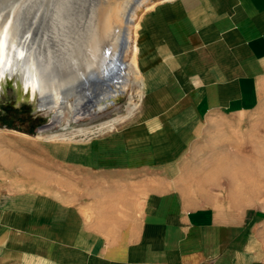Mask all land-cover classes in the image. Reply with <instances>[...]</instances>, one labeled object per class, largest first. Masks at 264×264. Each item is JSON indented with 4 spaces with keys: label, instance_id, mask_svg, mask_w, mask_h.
Returning <instances> with one entry per match:
<instances>
[{
    "label": "crops",
    "instance_id": "1",
    "mask_svg": "<svg viewBox=\"0 0 264 264\" xmlns=\"http://www.w3.org/2000/svg\"><path fill=\"white\" fill-rule=\"evenodd\" d=\"M167 1L140 24L128 125L36 181L1 157L19 140L0 135V264H264V203L239 195L264 168L238 150L235 167L200 171L210 153L195 150L228 122L264 127V0Z\"/></svg>",
    "mask_w": 264,
    "mask_h": 264
},
{
    "label": "bare ground",
    "instance_id": "2",
    "mask_svg": "<svg viewBox=\"0 0 264 264\" xmlns=\"http://www.w3.org/2000/svg\"><path fill=\"white\" fill-rule=\"evenodd\" d=\"M152 4L153 0H0V90L13 83L36 96L39 111L52 113L59 106L51 126L65 121L67 113L75 122L89 117L94 124L128 91L132 73L138 74L133 35L140 28V12ZM83 88L92 94L88 103L80 96ZM133 110L129 107L127 115L79 132L86 136L95 133L93 127L111 130ZM63 136L52 133L47 139L65 140Z\"/></svg>",
    "mask_w": 264,
    "mask_h": 264
},
{
    "label": "rangeland",
    "instance_id": "3",
    "mask_svg": "<svg viewBox=\"0 0 264 264\" xmlns=\"http://www.w3.org/2000/svg\"><path fill=\"white\" fill-rule=\"evenodd\" d=\"M165 1L167 0H153L152 7L148 11L142 9L136 22L142 24L147 15L152 12V9ZM136 37L133 35V39L137 41ZM135 40H133V42ZM132 81L133 84L128 91L124 95H119L116 98L115 104L106 110V112L100 113V118L97 119L94 124H91V118L89 117H79L78 119H80V121L75 122L71 114L67 113L65 121L56 123L52 126V113H58L59 106L55 107L52 113L39 111V109H37L35 95L29 96L25 90L20 91L13 83L4 85L0 90V135L14 137L18 139L19 142L11 148L13 149L12 156L3 155L1 157L8 160V163L13 164L15 168L18 167L17 169L20 177L25 178L29 176L32 180H41L43 176L40 171L43 168L54 167V165L49 162V159L53 161L60 155H72L76 147L84 148L83 150L86 151L94 141L106 135L116 133L135 118L142 99L141 79L135 72L132 73ZM80 96H82L85 103H88L92 94L83 88ZM129 107L134 108L132 115L123 122L116 124L111 130L97 131V128L93 127L92 130H94L95 133H90L86 136L79 132L82 129L96 126L118 116L127 115ZM261 120V115L256 114L255 116L242 119L236 123L228 122L226 127L220 129V133H218L219 130L216 131V135H214L215 138L213 139L214 142L212 141L210 143L205 140V142L198 144L195 148L197 152L210 153V155H206L208 159H200L197 161L198 168L201 169L200 171H202L203 167L207 168L209 165H211L212 168L218 169L220 167L219 163H223L221 166L226 165L228 167H235L234 153L238 150L243 151L246 155H253V162L256 163V165H252L251 167L255 166L259 169H263L264 157H261V155L257 153V149L264 146V144L261 143L264 138L260 136L261 133L264 134V127L260 126L263 124ZM47 125H50L49 128L51 129L47 132H41ZM10 132H16L26 136ZM52 133L63 134L65 140L54 141L47 139ZM224 133L227 136L226 139L223 137ZM39 135H43V138H40ZM210 156H212L211 159H209ZM6 160H4V162H6ZM185 163L186 162H184V164ZM243 167H250V165H244ZM216 173L218 172L216 171ZM258 177L260 180L259 191L239 193V195L243 196L244 202L248 204L264 203V175ZM207 178L210 179L212 184H219V182H221L222 184H231L232 187L234 184L232 179L234 178L233 176L231 178L230 176L221 177L219 175H210ZM230 179H232V182H230ZM215 186L218 188L217 185ZM218 194L219 192L217 191L216 195ZM221 194L233 196L235 193L228 191L221 192Z\"/></svg>",
    "mask_w": 264,
    "mask_h": 264
},
{
    "label": "water",
    "instance_id": "4",
    "mask_svg": "<svg viewBox=\"0 0 264 264\" xmlns=\"http://www.w3.org/2000/svg\"><path fill=\"white\" fill-rule=\"evenodd\" d=\"M120 70H125V66L120 65ZM4 86V85H3ZM2 89V88H1Z\"/></svg>",
    "mask_w": 264,
    "mask_h": 264
},
{
    "label": "trees",
    "instance_id": "5",
    "mask_svg": "<svg viewBox=\"0 0 264 264\" xmlns=\"http://www.w3.org/2000/svg\"><path fill=\"white\" fill-rule=\"evenodd\" d=\"M12 128H15V127H12Z\"/></svg>",
    "mask_w": 264,
    "mask_h": 264
}]
</instances>
